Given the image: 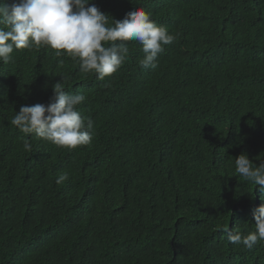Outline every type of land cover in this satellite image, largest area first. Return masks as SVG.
Wrapping results in <instances>:
<instances>
[{
    "label": "trees",
    "instance_id": "16d2710c",
    "mask_svg": "<svg viewBox=\"0 0 264 264\" xmlns=\"http://www.w3.org/2000/svg\"><path fill=\"white\" fill-rule=\"evenodd\" d=\"M92 2L109 24L143 9L176 40L155 69L127 42L104 81L47 47L0 63V264H264V241H228L255 231L264 197L235 167L264 158V0ZM65 75L93 121L91 144L75 149L10 124Z\"/></svg>",
    "mask_w": 264,
    "mask_h": 264
},
{
    "label": "clouds",
    "instance_id": "9594fccd",
    "mask_svg": "<svg viewBox=\"0 0 264 264\" xmlns=\"http://www.w3.org/2000/svg\"><path fill=\"white\" fill-rule=\"evenodd\" d=\"M102 12L92 0H13L11 4L0 3V63L8 64L14 50H33L47 47L54 56L70 57L79 64L82 73H95L104 81L111 77L129 55L127 42L142 45V69H155L164 45L176 40L167 28L157 25L151 13L133 8L122 20L112 19ZM64 65L58 59V66ZM52 85L53 97L45 104L22 105L11 118L10 124L26 136L48 141L56 146L75 149L92 142L93 121L82 116L77 106L86 100L83 92L69 93L65 75ZM24 150L31 151L29 140ZM259 166L251 162L247 154L235 159L237 173L245 181L256 185L264 193V158ZM67 172L57 176L56 184L68 180ZM253 212L255 231L243 235L239 230L228 233V241L252 249L264 241V197Z\"/></svg>",
    "mask_w": 264,
    "mask_h": 264
}]
</instances>
